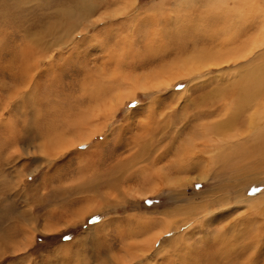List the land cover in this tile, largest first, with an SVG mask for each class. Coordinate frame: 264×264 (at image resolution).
Instances as JSON below:
<instances>
[{"label":"rangeland","instance_id":"rangeland-1","mask_svg":"<svg viewBox=\"0 0 264 264\" xmlns=\"http://www.w3.org/2000/svg\"><path fill=\"white\" fill-rule=\"evenodd\" d=\"M257 1L255 8L246 0L237 22L218 24L203 0H106L56 32L68 0H0V56H20L0 58V264H186L237 229L255 241L264 231L263 162L246 163L237 152L231 164L248 167L225 171L182 159L199 152L204 125L228 119L226 111L218 117L224 110L209 116L232 99L225 85L264 76V0ZM241 23L243 36L230 42L226 34ZM197 38L218 45L212 57L218 49L222 59L258 52L183 79L184 63L207 55L194 49ZM243 104L234 124L261 105ZM243 251L236 262L248 255L264 264V239Z\"/></svg>","mask_w":264,"mask_h":264},{"label":"bare ground","instance_id":"bare-ground-1","mask_svg":"<svg viewBox=\"0 0 264 264\" xmlns=\"http://www.w3.org/2000/svg\"><path fill=\"white\" fill-rule=\"evenodd\" d=\"M27 1H30V0H27ZM203 1H204L202 4L203 7H206L207 10L206 9L205 10L209 13L211 19L216 21V23H218V24L220 22H222L224 24H226V23L233 24V22L235 21L234 20L235 16H239L240 14L242 16L243 7H244V4H246V0H235L236 4L238 6V9L232 11L231 10L232 8H230L231 4L228 1H225V0H206V1L203 0ZM250 1L252 2L251 6L253 7V5H254L253 2H255L254 6H255V8H257L258 1L257 0H250ZM68 2H69V5H65V8H63V10L61 12L59 11L60 13L58 16H60V21L62 23H59V28H57V27L52 28L55 31L58 29H61L63 27H66V26H74L75 27V26L79 25L80 21L86 19L88 15L92 14L91 13L92 9H93L92 7H94V6H91V5L96 4L99 6L102 5L104 7L107 6L106 0H68ZM66 4H68V3H66ZM8 6H6V7L8 8ZM209 7H212V8L209 10ZM84 8L86 10V13L83 11ZM12 11H13V7H12ZM192 11H193V9H192ZM14 12H15V10H14ZM83 12L85 14H83ZM29 13L27 15L28 17H30ZM215 15H218V18H216ZM210 17L207 16L208 19H210ZM15 18L17 19V16H15ZM19 18H20V16H19ZM16 19H14V18L13 19L11 18V20L8 19V21L5 22V25L7 26V24H9L10 21L15 22ZM103 19L104 18H102V20ZM17 21H18L17 23H20L19 22L20 19H18ZM205 22L207 23L206 20H205ZM235 22H237V21H235ZM35 23H36V21H35ZM194 23H195V20H194ZM23 24H24V22H23ZM9 26H11L13 28L12 25H9ZM195 26L196 25H194V27ZM233 28H234L233 30L236 31V33L234 32L235 34H226V35L228 36V39L230 42H232L233 40H236V41H234L236 43L237 37L243 36L244 27H243V24L241 23L240 25H235V27H233ZM191 29H194V28H191ZM205 29H206V27H205ZM228 29H229V26H228ZM53 30H52V32H53ZM223 30H225V28ZM230 30H231V27H230ZM205 31L206 30H204V32H199V33L203 34V33H205ZM33 32L31 33V31H30L31 34H33ZM49 32H50V28L47 31H44L42 34H49ZM56 32H58V31H56ZM215 32H217V31H215ZM26 36H28V34L24 35V37H26ZM212 36H213V34H212ZM15 37L18 38L19 36H15ZM43 38L44 37H41V38H38L34 41H36L37 42L36 44L39 45V43L41 41L42 42L45 41V40L43 41ZM197 39H196L197 42L195 41V43H194L197 46H195L194 49L196 50V52L198 54L206 53L207 55L205 57L199 58L198 60L195 59V55H194L191 58L192 63L188 64V62H187V63H184L183 66L181 65L182 69L184 70V74L182 75L183 79L184 78H190V77L191 78L197 77L199 75H202L203 73L207 72V70H211L210 66H213L214 64L220 65L223 63H230L231 61H233L236 65H241V61H240L241 58H243V59H246L248 57L252 58V57L256 56V54L258 52L257 50H253L247 54L242 55L241 52L237 51V52L230 53L228 55V57H226L225 59H222L219 56L220 50L218 49V52H216L218 57H212V53L215 52V51H213V49H215V47H218V45L217 44H216V46L211 45V46H213V48H207V47H205L206 45L199 46L198 43H200V41H204V40L199 39V38H197ZM34 41H33V44H34ZM42 42H41V44H42ZM10 45H9V47H10ZM14 45H15V47L17 46L16 43ZM35 45H32V46L34 47ZM263 45H264V39L263 40L259 39L258 48L263 46ZM176 47H178V46H176ZM221 47H225V44H222ZM2 48H4V47H2L1 43H0V49H2ZM27 48H29V46ZM12 49H13V47H12ZM34 49H35V47H34ZM180 50H181V48H180ZM15 51L16 50H14L13 52L8 50V51L2 52L3 56H0V58L3 60V63L6 62L7 64H10V63H13L15 61L14 60L15 58H17V57L20 58V56ZM28 51H30V48H29V50L25 49L22 52V58L24 60L26 58V52L28 53ZM213 56H214V54H213ZM6 57H9V59H7ZM37 59H39V58H37ZM184 59H186V58H184ZM32 60H34V59H32ZM23 61H22V63H23ZM259 65H261V64H259ZM259 65H254V66H259ZM26 66H27V64H26ZM32 66L33 65H31V67ZM28 67L30 68V66H28ZM36 68H37V66H36ZM7 74H9V72L6 73V75ZM29 74H30V70H29ZM233 74L235 75V73H233ZM9 76L12 77V80H13V78L16 79V76H14V75L12 76L11 74H9ZM256 76L252 77V78L243 77V78H239L237 80H235L236 79L235 78L234 80H231L229 83H227L225 85V88L229 89L232 99L226 98V99H228L226 101L224 98L223 102H225V103L221 104L220 107L215 108L213 110V113H209V116L214 117V116L218 115V112H220L221 110H224V112L219 114L218 117L221 118L222 115L223 116L226 115L225 114V111H226L229 115L228 119L224 120V121H219V119H217V121L214 120V122L210 123L209 125L208 124L204 125L203 126L204 128L202 129L203 141L201 143L194 145V148H198L199 152H194V153H190V154L187 153L186 157L184 159H182L183 162L184 161L187 162V160L193 161V158H198L201 160L204 159L205 163L207 165L208 164L213 165L214 163H217V164H220L221 169H224L225 171L227 169H234V171H240V170H243L244 168H247L249 163L247 165L246 161L252 160L251 159L252 157H255L257 161H259L260 163L263 162V164H264V76L262 74L258 75L257 77ZM182 78H180V79H182ZM18 81H19V79H18ZM1 86H3V85H1ZM241 89H242V91H241ZM217 90L219 91L220 89L217 88ZM215 91L216 90L214 89L213 92H215ZM233 98H234V100H233ZM235 99H236V102H235ZM246 101L260 102L261 105H259V107L257 106L258 108L253 111V113L250 115V117L248 114L245 115V118L247 120L243 121L242 123H239V125L234 124V122L240 120V116H239L240 112L238 111V109L241 108L244 105L243 103ZM248 104H251V103H248ZM225 105H226V107H225ZM5 106H6V104H5L4 98H2V96L0 95V109H5ZM232 106H234V108H232ZM218 109H220V110H218ZM2 119H4V118H2V115L0 114V125L3 122ZM19 139L20 138L14 137V140H16V141H19ZM252 144H255V145L252 146ZM246 150H247V152H245ZM225 151H229V153H231V154H228V155L227 154H220L222 152L224 153ZM232 151H233V153H232ZM237 152H238V157L240 158V160L245 161L246 162L245 164L247 166L246 165L245 166H243V165L235 166V165L231 164V162L229 161L230 155H233V154L235 155ZM198 153H199V155H197ZM155 160L156 161L161 160V157H158V159L156 158ZM129 161H130L129 164H133V162L131 160H129ZM138 161H139V156L137 155L134 158V163H136ZM252 162L254 163V161H252ZM233 163H235V162H233ZM241 163L243 164V162H241ZM241 163H239V164H241ZM236 165H238V164L236 163ZM257 166L259 167V165H257ZM260 168H262V165ZM118 169H120V168H118ZM201 180H202V178H201ZM261 198H259V199H261ZM252 200H254V199H252ZM230 228H233V227H230ZM236 228H238L237 225L234 229H236ZM228 229H229V226H228ZM246 229H248V226L246 227ZM174 230H178V228H176V226H173L171 229H168L167 232L174 231ZM186 235L188 236V235H190V233L188 234V232H187L184 234V236H186ZM248 235H249L248 233L243 234L240 229H237V230H235L233 235L227 234L224 236L222 235L221 237L219 236L220 238L217 239L216 243H214V244L212 243V244H209L207 246L205 245V248L202 249L200 252L199 251L193 252V255L191 257H189L184 263H186V264H252L253 261L250 258V256H248V255L243 256L242 258H238L237 262L232 257L237 252H245L243 250L248 251L249 248L252 247V244H256V242L260 243V241H262V239H264V231H262V230H258L255 232V234H254L255 241L252 239H248L249 238ZM156 239L158 240V238H155V240L153 241V248H155V244L157 241ZM257 245L259 247L260 244L257 243ZM247 259H249L251 261L247 262Z\"/></svg>","mask_w":264,"mask_h":264},{"label":"snow or ice","instance_id":"snow-or-ice-1","mask_svg":"<svg viewBox=\"0 0 264 264\" xmlns=\"http://www.w3.org/2000/svg\"><path fill=\"white\" fill-rule=\"evenodd\" d=\"M180 87L182 88L183 85H180ZM256 190H258V189H254V191H256ZM92 222H93L92 220L89 221V223H92ZM65 239H67V237H65Z\"/></svg>","mask_w":264,"mask_h":264}]
</instances>
